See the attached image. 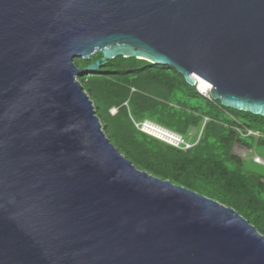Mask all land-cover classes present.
Masks as SVG:
<instances>
[{"label":"water","instance_id":"1","mask_svg":"<svg viewBox=\"0 0 264 264\" xmlns=\"http://www.w3.org/2000/svg\"><path fill=\"white\" fill-rule=\"evenodd\" d=\"M119 56L264 117V0H0V264H264L248 219L106 136L78 77Z\"/></svg>","mask_w":264,"mask_h":264},{"label":"trees","instance_id":"2","mask_svg":"<svg viewBox=\"0 0 264 264\" xmlns=\"http://www.w3.org/2000/svg\"><path fill=\"white\" fill-rule=\"evenodd\" d=\"M102 56L98 52L74 62L83 68ZM78 80L107 137L138 169L234 208L264 234V182L232 154L235 142L252 147L234 126L240 123L264 134V117L224 107L188 85L173 67L134 57L110 59ZM112 108H117L115 114ZM205 117L210 120L204 122ZM145 119L184 137L193 128L200 134L190 148H176L140 131L136 121Z\"/></svg>","mask_w":264,"mask_h":264},{"label":"built area","instance_id":"3","mask_svg":"<svg viewBox=\"0 0 264 264\" xmlns=\"http://www.w3.org/2000/svg\"><path fill=\"white\" fill-rule=\"evenodd\" d=\"M202 93V92H201ZM204 96L209 98V95L204 94ZM210 118L205 117L204 122L209 121ZM137 127L144 133L168 144L176 148L180 149H188L191 147L192 144H189L185 137L178 133L175 132L167 127H164L162 125H159L149 119L143 120L141 123L136 124ZM234 129L240 134L242 137H260L261 133L259 131H255L251 128H248L240 123H238L236 126H234ZM258 159H261L259 156L255 157V162H257ZM264 160V159H263ZM259 163V162H257ZM261 164V163H259ZM264 165V164H262Z\"/></svg>","mask_w":264,"mask_h":264},{"label":"rangeland","instance_id":"4","mask_svg":"<svg viewBox=\"0 0 264 264\" xmlns=\"http://www.w3.org/2000/svg\"><path fill=\"white\" fill-rule=\"evenodd\" d=\"M132 90H135V89L133 88ZM195 101H198V99L197 98L194 99L193 102H195ZM203 106L205 107V109H208V107H206L205 104ZM116 112H117V108L116 109L112 108L110 110L111 114H115ZM139 123H141V122L136 121V124H139ZM199 134H200V131L198 130V128H193L188 132L187 135H185V139L189 144L193 145V143H195V141L197 140ZM106 136H107V134H106ZM258 138H259L258 136H256V137H242L241 139L244 142H247L248 144L252 145V147L245 148V146H242L243 144H241V145L236 144L234 147V154L240 156L243 159L245 169L248 172H252L258 176H261L263 178V181H264V165L259 164L257 162H254L255 156H259L261 159H264V143L261 144L260 142H262V140H260Z\"/></svg>","mask_w":264,"mask_h":264},{"label":"bare ground","instance_id":"5","mask_svg":"<svg viewBox=\"0 0 264 264\" xmlns=\"http://www.w3.org/2000/svg\"><path fill=\"white\" fill-rule=\"evenodd\" d=\"M199 79V90L201 92H203L204 94H207L209 95L210 92H211V89H212V86L209 85L208 83H206L205 81L201 80L200 78ZM257 162L261 163V164H264V160L263 159H258Z\"/></svg>","mask_w":264,"mask_h":264},{"label":"flooded vegetation","instance_id":"6","mask_svg":"<svg viewBox=\"0 0 264 264\" xmlns=\"http://www.w3.org/2000/svg\"><path fill=\"white\" fill-rule=\"evenodd\" d=\"M261 136L258 138V139H260V140H262V141H264V134L263 133H261L260 134ZM236 144H242V143H238V142H235L234 143V145H233V147H232V154H234V147H235V145ZM242 146H245V148H247L248 146L247 145H245V144H243ZM235 156H238V155H236V154H234ZM238 157H240V156H238ZM256 157V156H255ZM255 157H254V159H255ZM243 160V159H242ZM254 162H255V160H254ZM262 181H263V178H262ZM264 182V181H263Z\"/></svg>","mask_w":264,"mask_h":264},{"label":"clouds","instance_id":"7","mask_svg":"<svg viewBox=\"0 0 264 264\" xmlns=\"http://www.w3.org/2000/svg\"><path fill=\"white\" fill-rule=\"evenodd\" d=\"M199 92H201L200 90H199ZM116 109V108H115Z\"/></svg>","mask_w":264,"mask_h":264}]
</instances>
